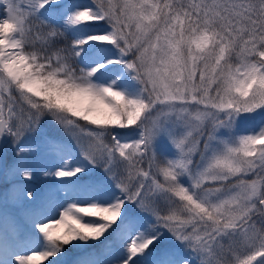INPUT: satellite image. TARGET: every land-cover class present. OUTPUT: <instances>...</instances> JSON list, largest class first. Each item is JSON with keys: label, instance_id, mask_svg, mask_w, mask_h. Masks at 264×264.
<instances>
[{"label": "snow or ice", "instance_id": "snow-or-ice-1", "mask_svg": "<svg viewBox=\"0 0 264 264\" xmlns=\"http://www.w3.org/2000/svg\"><path fill=\"white\" fill-rule=\"evenodd\" d=\"M0 264H264V0H0Z\"/></svg>", "mask_w": 264, "mask_h": 264}, {"label": "trees", "instance_id": "trees-1", "mask_svg": "<svg viewBox=\"0 0 264 264\" xmlns=\"http://www.w3.org/2000/svg\"><path fill=\"white\" fill-rule=\"evenodd\" d=\"M81 2H87V0H80ZM71 41V36L68 37V41L66 42H70ZM83 123V122H81ZM97 251H99V246H97ZM101 259H103V257H101Z\"/></svg>", "mask_w": 264, "mask_h": 264}, {"label": "rangeland", "instance_id": "rangeland-1", "mask_svg": "<svg viewBox=\"0 0 264 264\" xmlns=\"http://www.w3.org/2000/svg\"><path fill=\"white\" fill-rule=\"evenodd\" d=\"M79 2H81V1L79 0ZM36 183H37V185H40L41 183H43V179L41 177H38Z\"/></svg>", "mask_w": 264, "mask_h": 264}]
</instances>
